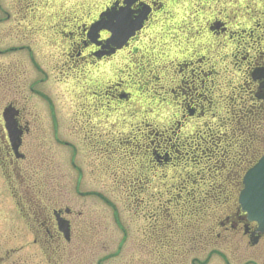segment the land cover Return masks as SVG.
I'll return each instance as SVG.
<instances>
[{
  "label": "flooded vegetation",
  "instance_id": "1",
  "mask_svg": "<svg viewBox=\"0 0 264 264\" xmlns=\"http://www.w3.org/2000/svg\"><path fill=\"white\" fill-rule=\"evenodd\" d=\"M62 1L64 6H76L61 7L60 0H0V173L7 188L11 185L9 171L24 173L29 145L39 141V136L30 135L36 125L30 123L29 115L36 111L40 118L43 109L29 111V94L46 104L49 101L33 88L35 85H29L28 69L41 59L39 50L46 44L60 59L58 69L97 76L91 78L90 92L97 95L99 107H104V98L107 107L111 104L114 110L125 111L123 101H131L132 96L126 90L131 89L130 84L125 86L132 78L146 88L157 86L162 101L168 100L172 108L164 130L142 133L144 152L151 162H167L174 147L203 139V128L217 117L221 126L230 120L226 115L240 119L255 115L264 120V0ZM101 14L129 21L143 17L144 21L122 48L115 49L106 42L110 37L107 31L91 32L96 22H108L106 17L100 19ZM45 57L53 58L44 53ZM108 72L113 75L111 81L102 77ZM6 109L7 119L19 134L16 154L4 129ZM128 115L130 118L123 120L128 126L141 123L150 127L136 111ZM57 121L51 120L53 127L58 126ZM258 137L264 148V122ZM61 217L69 224L66 243L71 244L72 222L63 214ZM37 224L35 232L29 230L42 240L40 246L62 241L50 214L42 215ZM231 235L216 238L226 240ZM246 235L242 234V239ZM122 251L102 263L90 264L118 260Z\"/></svg>",
  "mask_w": 264,
  "mask_h": 264
},
{
  "label": "rangeland",
  "instance_id": "2",
  "mask_svg": "<svg viewBox=\"0 0 264 264\" xmlns=\"http://www.w3.org/2000/svg\"><path fill=\"white\" fill-rule=\"evenodd\" d=\"M39 52L41 59L36 60L38 63L34 67L29 64V85L31 83L35 85L33 88L42 93L49 103L46 104L36 97L32 98L29 94V111L43 109L42 112L39 111L40 118L34 110L29 115L30 123L36 125L30 129V135L39 136V141L29 145L31 149L24 161L27 165L25 172L20 173L18 170L13 172L11 178H8V182L11 183L8 188L0 173V264L98 263L99 258L116 251L122 238L120 229L127 236L121 258L108 261L107 264H192L194 260H196L194 264H264V237L253 248L250 245L251 239H242L240 233L242 228H235L229 232L230 227L219 232L216 230L214 233L220 236L232 234L226 240L204 238L202 242H194L198 248L192 250L191 255L188 256L187 249L185 250L183 256L187 255L186 258L165 256L158 260L160 256L157 258L156 255L157 242L153 239L155 236L147 233L146 221L128 212L129 203L122 196L125 187L117 177L136 172L132 171L133 165L129 159L133 156L128 150V143L121 141L126 135L131 137L129 133L124 134L128 131L125 130L126 122L123 121L128 119L129 112H132L131 105H137L136 112L139 114L142 110L146 111L142 107V102L158 104L159 101L138 94L140 101L138 103L132 99L123 101L125 111L118 114L111 104L107 107L101 96L100 99L103 98L101 104L104 107H99L97 95L90 92L93 87L88 91L92 83L91 78L89 80L84 75L68 78L69 75L66 74L70 71L58 73L60 69L57 62L60 59L54 48L48 44ZM44 53L46 56L52 55L53 58L50 61L46 60V57L43 58ZM55 68L57 70L54 71ZM136 81H138L136 78H132L125 87L129 84L130 88L134 87L133 82ZM148 88V92H161L157 86L151 88L148 85ZM166 103L164 106L163 104L151 106L152 111L157 112L155 117L157 125L160 117L166 116V109L169 114V109L172 108L168 100ZM126 110H129L128 113ZM242 117L244 116H241V119ZM54 118L58 120L55 129L51 122ZM246 125L233 126L235 136L233 140L225 138L226 141H221L220 144L215 141L208 146L210 149L205 152L207 157L202 160L200 157L195 163L194 159L192 162H185L184 166L188 165L194 173L192 179L196 183L203 179L204 175L201 174L203 172H206L205 176L209 178L206 169L214 168L222 176L221 182H231V187L227 186L222 195L228 197L232 193L235 182L241 177L243 170L240 169L243 167L241 164L246 161L249 153L262 146L260 138L254 139L255 130L252 132L251 126ZM136 127L138 128L137 124ZM137 128L135 130L138 133ZM238 128L250 132L244 133L246 137L239 136ZM215 150L221 156L219 158L213 156V159L211 155ZM209 157L212 161H209ZM217 158L219 166L214 165ZM229 165L234 169L228 174L226 169L229 170ZM165 171L169 176L177 175V172L171 171L170 168ZM79 173L82 176L77 192ZM203 183L205 184L199 183L202 186L201 190L206 189L211 182L205 180ZM148 189L154 191L155 187L151 185ZM96 195L105 198L115 211ZM231 203L235 204L234 201ZM66 209L69 210V214H66ZM53 210L58 212L61 210L60 212L72 222L73 242L67 244L68 241L62 237L60 243L42 247L40 246L42 240L34 238L30 230H35L34 227L38 226L42 215L53 216ZM224 210L222 216L225 215ZM232 213L231 211L230 215ZM228 225L229 223L226 226ZM249 231H252L251 227ZM147 235L150 236V240L144 239ZM203 245L207 246L203 249L201 248ZM212 250L217 254L208 259Z\"/></svg>",
  "mask_w": 264,
  "mask_h": 264
},
{
  "label": "trees",
  "instance_id": "3",
  "mask_svg": "<svg viewBox=\"0 0 264 264\" xmlns=\"http://www.w3.org/2000/svg\"><path fill=\"white\" fill-rule=\"evenodd\" d=\"M137 169L117 179L125 187L122 196L129 203L128 212L147 222V232L155 233L158 260L165 256L191 255V251L198 248L191 233H212L225 222L226 216L221 215L223 207L211 192L213 185H209L208 191L195 194L193 186L189 187L192 182L166 186L163 177L156 176L154 180L142 163ZM150 183L155 185L154 191L147 189ZM185 188H188L186 193H181ZM185 250L187 255L183 256Z\"/></svg>",
  "mask_w": 264,
  "mask_h": 264
},
{
  "label": "water",
  "instance_id": "4",
  "mask_svg": "<svg viewBox=\"0 0 264 264\" xmlns=\"http://www.w3.org/2000/svg\"><path fill=\"white\" fill-rule=\"evenodd\" d=\"M9 135L16 137L14 129L7 127ZM14 145V143H13ZM245 189L240 196V204L248 213L249 220L257 221L260 226L264 224V159L246 176ZM59 228L68 235L67 225L58 221Z\"/></svg>",
  "mask_w": 264,
  "mask_h": 264
}]
</instances>
